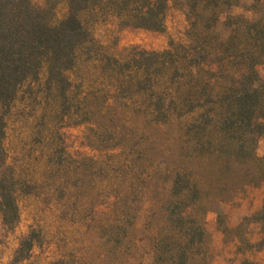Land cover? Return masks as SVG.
Here are the masks:
<instances>
[{"label": "rangeland", "instance_id": "1", "mask_svg": "<svg viewBox=\"0 0 264 264\" xmlns=\"http://www.w3.org/2000/svg\"><path fill=\"white\" fill-rule=\"evenodd\" d=\"M260 1L238 0L226 12L261 15ZM184 2L168 1L162 32L98 25L92 35L107 54L119 58L131 48L165 50L171 41L184 40ZM31 3L40 7L43 0ZM252 5L255 10L246 13ZM66 16L61 2L55 19ZM257 72L264 83V58ZM76 75L74 81L93 73L82 67ZM44 80L42 75L22 87L6 118L4 149L17 181L19 220L8 228L0 214V264H153V245L166 230L164 206L177 171L188 173L198 189L196 207L188 210L204 231L195 259L264 264V133L251 159L199 157L182 131L188 119L153 125L136 116L123 120L130 126L123 130L129 139L123 148L115 142L92 146L93 122H77L79 106L63 105ZM123 195L127 201L116 207ZM24 238L33 245L17 262Z\"/></svg>", "mask_w": 264, "mask_h": 264}, {"label": "trees", "instance_id": "2", "mask_svg": "<svg viewBox=\"0 0 264 264\" xmlns=\"http://www.w3.org/2000/svg\"><path fill=\"white\" fill-rule=\"evenodd\" d=\"M168 1L43 0L36 7L31 0H0V214L6 227L19 220L17 181L4 149L6 118L19 90L42 75L63 105L79 106L77 122H93L92 146L115 142L123 148L129 140L123 132L130 127L126 118L139 116L153 125L176 118L188 119L182 131L199 157H253L264 133V83L257 72L264 58V14L226 12L238 0H185L183 41H171L162 51L131 48L122 58L107 54L92 35L98 25L162 32ZM61 2L67 16L56 21ZM245 10L251 14L255 7ZM82 67L93 75L74 81ZM76 87L81 88L77 95ZM124 201V195L118 197L116 207ZM197 201L196 183L177 171L153 264H203L195 259L203 227L188 211ZM260 213L264 219V200ZM32 245L24 238L15 260H25Z\"/></svg>", "mask_w": 264, "mask_h": 264}]
</instances>
